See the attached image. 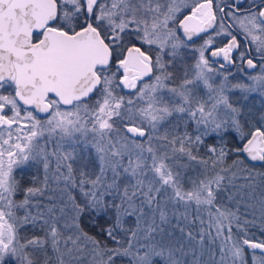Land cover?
<instances>
[{
	"label": "snow or ice",
	"instance_id": "6c2138e0",
	"mask_svg": "<svg viewBox=\"0 0 264 264\" xmlns=\"http://www.w3.org/2000/svg\"><path fill=\"white\" fill-rule=\"evenodd\" d=\"M0 264H264V0H0Z\"/></svg>",
	"mask_w": 264,
	"mask_h": 264
}]
</instances>
